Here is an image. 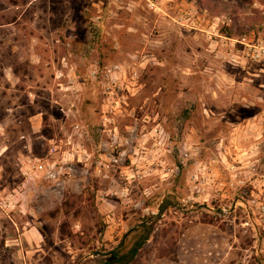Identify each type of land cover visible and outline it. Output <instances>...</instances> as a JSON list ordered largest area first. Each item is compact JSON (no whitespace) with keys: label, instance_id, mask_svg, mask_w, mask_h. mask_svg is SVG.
<instances>
[{"label":"rangeland","instance_id":"obj_1","mask_svg":"<svg viewBox=\"0 0 264 264\" xmlns=\"http://www.w3.org/2000/svg\"><path fill=\"white\" fill-rule=\"evenodd\" d=\"M143 224L134 264H264V0H0V264Z\"/></svg>","mask_w":264,"mask_h":264},{"label":"trees","instance_id":"obj_2","mask_svg":"<svg viewBox=\"0 0 264 264\" xmlns=\"http://www.w3.org/2000/svg\"><path fill=\"white\" fill-rule=\"evenodd\" d=\"M64 205L67 206L68 205L67 202ZM143 226L145 229L144 232L145 234L142 235V237L134 244V246L131 249L126 250V247L124 246L122 248L112 250L114 252L109 255H106V253H109L108 251L107 252H105L104 250L100 251V255L98 257L104 260L103 264H134L136 261L135 258L142 250L144 245L150 240V236H151V228H149L147 224H143ZM63 232L64 231L62 229V234ZM84 264H88V262Z\"/></svg>","mask_w":264,"mask_h":264},{"label":"built area","instance_id":"obj_3","mask_svg":"<svg viewBox=\"0 0 264 264\" xmlns=\"http://www.w3.org/2000/svg\"><path fill=\"white\" fill-rule=\"evenodd\" d=\"M152 6L155 7L154 5ZM121 71L122 69L120 65H114L108 68L105 72V78H106L105 88H106V94L109 100H115L117 89H120V83H119L120 75L119 74ZM98 74H99L98 70L95 69L91 72V77L93 79H96L98 77ZM126 88L128 89V87ZM3 204L5 205V207L7 206V203L4 202Z\"/></svg>","mask_w":264,"mask_h":264},{"label":"crops","instance_id":"obj_4","mask_svg":"<svg viewBox=\"0 0 264 264\" xmlns=\"http://www.w3.org/2000/svg\"><path fill=\"white\" fill-rule=\"evenodd\" d=\"M15 241H16V242H18V243H19V242H21V240H20V239H18V240L16 239Z\"/></svg>","mask_w":264,"mask_h":264},{"label":"water","instance_id":"obj_5","mask_svg":"<svg viewBox=\"0 0 264 264\" xmlns=\"http://www.w3.org/2000/svg\"><path fill=\"white\" fill-rule=\"evenodd\" d=\"M114 251H111V252H109L108 254H111V253H113Z\"/></svg>","mask_w":264,"mask_h":264}]
</instances>
